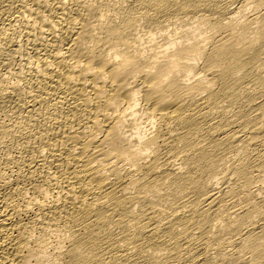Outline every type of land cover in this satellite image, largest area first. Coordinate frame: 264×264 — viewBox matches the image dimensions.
Instances as JSON below:
<instances>
[{"label":"bare ground","instance_id":"bare-ground-1","mask_svg":"<svg viewBox=\"0 0 264 264\" xmlns=\"http://www.w3.org/2000/svg\"><path fill=\"white\" fill-rule=\"evenodd\" d=\"M0 264H264V0H0Z\"/></svg>","mask_w":264,"mask_h":264}]
</instances>
